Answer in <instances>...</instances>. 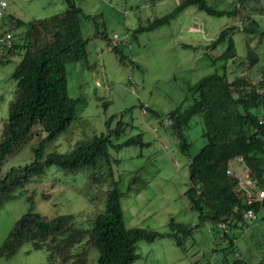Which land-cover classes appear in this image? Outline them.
I'll use <instances>...</instances> for the list:
<instances>
[{
    "label": "trees",
    "instance_id": "obj_1",
    "mask_svg": "<svg viewBox=\"0 0 264 264\" xmlns=\"http://www.w3.org/2000/svg\"><path fill=\"white\" fill-rule=\"evenodd\" d=\"M65 2L68 9L64 14L44 21L27 23L9 13L6 19L9 31L14 34L22 29V32L17 38L14 34V48L2 51L3 57L20 53L22 59L12 74L17 89L0 138V207L18 194H24L35 178L42 177L53 167L68 171L100 170L111 164V150L144 144L142 134L114 143V137L120 138L125 132V124L121 119L116 128H112V116L100 135L81 142L69 153L53 152L45 156L46 148L77 119L80 99L69 95L67 66L89 60L88 45L92 40L83 36L82 29L83 20L90 16L75 0ZM190 6L211 16H228L242 22V26H225L208 47L215 50L227 45L226 50L213 59L224 62L223 72L205 76L192 85L187 99L190 103L185 106L184 102L166 115L173 121L167 131L175 138L181 153H188L192 146L186 135L191 121L197 116L203 120L206 144L190 163V185L186 192L191 209L198 213L199 223L193 226L171 219L167 232L128 228L121 202L123 193L116 181L115 188L107 194L105 208L92 218L87 228L79 227L82 216L79 213L48 218L34 212L33 193L28 196L29 212L16 222L0 248V260L11 259L24 244L31 243L34 250L47 251V264H91L90 254L94 250L98 254L97 264H134L139 258L140 241L169 238L184 248L185 241L193 238L195 229L208 225L218 234L213 239L215 251L220 254L216 264H248L243 257H230L237 253L238 238L229 231L249 227L247 210L252 208L259 214L264 208V199L248 205L243 189L238 187V179L229 176L227 169L231 160L242 157L241 165L249 169L250 178L256 181L253 192L264 189V27L259 22L264 17V0H232L228 4L223 0H181L173 12L146 25L139 24L127 41L169 25ZM237 32L244 34L248 46L247 55L242 58L233 39ZM96 37L104 39L121 64L126 65L127 59L130 61L124 47L112 44L106 30L95 33L93 38ZM230 63L242 68L241 72L235 69L234 80H230L227 72ZM103 105L107 107L108 103ZM150 113L164 126V120L156 111L150 110ZM30 143L34 160L2 173L9 156L21 145ZM50 197L44 196L45 199Z\"/></svg>",
    "mask_w": 264,
    "mask_h": 264
},
{
    "label": "rangeland",
    "instance_id": "obj_2",
    "mask_svg": "<svg viewBox=\"0 0 264 264\" xmlns=\"http://www.w3.org/2000/svg\"><path fill=\"white\" fill-rule=\"evenodd\" d=\"M223 1L228 4L232 0ZM75 2L90 16L82 23L83 36L92 38L88 45L89 60L67 66L69 95L80 99L77 119L46 148L45 156L53 152L69 153L81 142L100 135L112 116V128H116L121 119L125 124V132L120 138L114 137V143L142 134L144 144L111 150V164L100 170L68 171L53 167L42 177L35 178L24 194H18L0 207V248L16 222L29 212V195L34 193V212L48 218L79 213L82 214L79 227L87 228L92 218L105 208L107 194L115 188V181L123 193L121 202L128 228L167 232L171 219L193 226L199 223L198 213L191 209L186 192L190 185V163L206 144L202 117L191 121L186 135L192 146L188 153H181L175 138L169 135L167 127L152 118L150 110L165 120L169 112L184 102L185 106L190 103L187 99L192 85L205 76L222 73L224 62L213 59L221 55L227 45L215 50L208 47L225 26H242V22L228 16H211L190 6L169 25L127 41L139 24L146 25L173 12L181 0ZM67 9L65 0H10L7 12L28 23L62 15ZM259 22L264 27V17ZM104 30L112 44L124 47L130 58L126 65L119 62L104 39L93 38L95 33ZM21 32L22 29L14 32L16 38ZM115 35L119 39H115ZM233 39L238 56L245 57L248 46L244 34L237 32ZM3 53L0 52V138L17 89L12 74L22 59L20 53L5 57ZM237 66L231 64L227 69L230 80L236 77L235 69L241 72L242 68ZM105 102L107 107L103 105ZM31 145L16 149L4 163L2 173L14 166L30 164L34 160ZM234 166L243 172L241 164ZM45 195L51 197L45 199ZM229 233L238 238L239 258L243 257L248 264H264V208L252 225L243 230L232 229ZM214 236L218 237L217 232L203 225L194 230L193 238L185 241L184 248L169 238L140 241L139 258L134 264H216L220 254L215 251ZM235 256L230 254L231 258ZM97 259L94 250L90 254L91 264H97ZM47 263V251L34 250L31 243L24 244L11 259L0 260V264Z\"/></svg>",
    "mask_w": 264,
    "mask_h": 264
},
{
    "label": "built area",
    "instance_id": "obj_3",
    "mask_svg": "<svg viewBox=\"0 0 264 264\" xmlns=\"http://www.w3.org/2000/svg\"><path fill=\"white\" fill-rule=\"evenodd\" d=\"M10 0H0V52L10 51L14 48V34L8 30L7 27V17L8 12L7 8ZM115 39H119L118 35H115ZM114 41V40H113ZM173 121L170 118L164 120V126L170 128ZM239 163L243 164L242 157L235 158L231 160L228 164L227 174L233 178L238 179V187L243 189L245 194V200L248 205H252L255 202H262L264 199V189L257 192H253L255 189L256 181L250 178L249 169H244L243 172L237 171L234 164ZM247 216L250 219L251 225L255 222L258 217V214L252 208L247 210ZM223 228H227L226 225L221 224ZM236 257H239V254H235Z\"/></svg>",
    "mask_w": 264,
    "mask_h": 264
},
{
    "label": "clouds",
    "instance_id": "obj_4",
    "mask_svg": "<svg viewBox=\"0 0 264 264\" xmlns=\"http://www.w3.org/2000/svg\"><path fill=\"white\" fill-rule=\"evenodd\" d=\"M100 86V85H99ZM244 171V170H243ZM258 190H262V189H258Z\"/></svg>",
    "mask_w": 264,
    "mask_h": 264
}]
</instances>
